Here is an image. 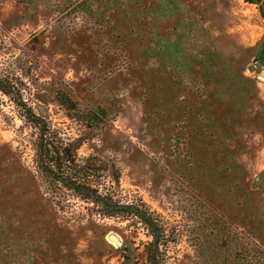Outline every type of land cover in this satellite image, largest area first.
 I'll list each match as a JSON object with an SVG mask.
<instances>
[{
    "label": "rangeland",
    "instance_id": "374dc122",
    "mask_svg": "<svg viewBox=\"0 0 264 264\" xmlns=\"http://www.w3.org/2000/svg\"><path fill=\"white\" fill-rule=\"evenodd\" d=\"M138 1L0 0V78L67 136L77 125L37 103L31 78L105 106L110 124L78 155L113 164L116 200L159 216L166 264H210L182 211L192 190L264 248V19L244 0ZM35 141L0 93V264H146L143 225L50 200Z\"/></svg>",
    "mask_w": 264,
    "mask_h": 264
},
{
    "label": "trees",
    "instance_id": "16d2710c",
    "mask_svg": "<svg viewBox=\"0 0 264 264\" xmlns=\"http://www.w3.org/2000/svg\"><path fill=\"white\" fill-rule=\"evenodd\" d=\"M244 2L256 5L259 15L264 19V0ZM137 3L140 4L134 0V6ZM134 8L128 10L129 17L136 13ZM34 43L30 46L32 53H27L30 67L37 60ZM16 63L24 75L22 68L26 62L17 60ZM30 82L36 90L37 103L56 105L69 121L77 125L75 136H67L53 129L47 119L37 112L38 108L32 105L34 98L31 95L26 98L22 94L25 90L22 83L0 78V93L17 109L20 120L36 132L35 162L45 194L51 201L59 203H65L70 195L85 204H91L88 211H94L97 215L105 218L121 217L140 223L152 238L147 246L146 264H166L164 250L162 252L160 249L163 247L166 250L168 247V230L159 216L141 200L125 203L116 200L112 188L107 185V178L115 185L119 181V174L113 164L96 154L85 157L78 155V150L84 144L97 137L110 124V115L105 106L82 102L70 86L62 83H59V87L50 85L44 89L35 78H31ZM184 204L182 211L186 212L196 228L197 248L210 258V264H264V248L242 227H233L206 198L192 190L191 194H187ZM89 223L93 224L92 219ZM124 259L129 261L126 256ZM199 259L197 256L193 264H198Z\"/></svg>",
    "mask_w": 264,
    "mask_h": 264
},
{
    "label": "water",
    "instance_id": "95a60500",
    "mask_svg": "<svg viewBox=\"0 0 264 264\" xmlns=\"http://www.w3.org/2000/svg\"><path fill=\"white\" fill-rule=\"evenodd\" d=\"M252 69H253V68L250 67V70H252ZM261 74L264 75V71H262ZM109 239H110L111 241H113L115 244H117L118 246L120 245V242L118 241V239H117L114 235H110V236H109Z\"/></svg>",
    "mask_w": 264,
    "mask_h": 264
},
{
    "label": "crops",
    "instance_id": "0c3cea01",
    "mask_svg": "<svg viewBox=\"0 0 264 264\" xmlns=\"http://www.w3.org/2000/svg\"><path fill=\"white\" fill-rule=\"evenodd\" d=\"M258 83V82H257Z\"/></svg>",
    "mask_w": 264,
    "mask_h": 264
}]
</instances>
